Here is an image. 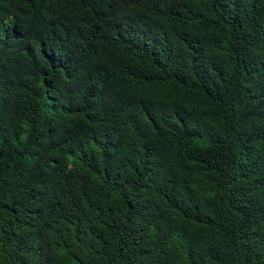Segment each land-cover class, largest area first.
<instances>
[{"label":"trees","instance_id":"trees-1","mask_svg":"<svg viewBox=\"0 0 264 264\" xmlns=\"http://www.w3.org/2000/svg\"><path fill=\"white\" fill-rule=\"evenodd\" d=\"M153 1L0 0L7 7L0 52L11 50L7 58L0 53V264H264V135L236 112L246 78L233 75L225 48L207 37V12L197 5L212 0H155L168 6L149 14ZM184 4L187 26L177 20ZM135 19L145 25L129 41L120 28ZM223 20L246 34L264 33V3L251 22L250 13L228 12ZM129 80L172 89L165 99L176 95L188 117L196 114L198 150L215 122L237 128L209 153L221 162L209 187L197 162L177 152L159 174L134 138L108 131L102 113L78 128L95 144L91 170L70 173L73 184L44 166L37 140L48 125L71 128L91 116L71 115L68 93L95 84L108 105ZM132 92L152 129L150 92L142 86ZM257 97L264 106V80ZM89 208L107 215V235L80 213ZM121 226L135 229L129 248L115 236Z\"/></svg>","mask_w":264,"mask_h":264},{"label":"clouds","instance_id":"clouds-1","mask_svg":"<svg viewBox=\"0 0 264 264\" xmlns=\"http://www.w3.org/2000/svg\"><path fill=\"white\" fill-rule=\"evenodd\" d=\"M156 3L155 0L152 2L147 13L165 10L168 6V1ZM263 3L264 0H212L210 4L199 2L197 7L206 10L207 15L204 22L209 25L207 37L213 45L225 48L232 63L233 75L246 78L245 81L239 83L237 115L242 121L254 124L264 135V106L260 104L257 97L258 83L264 80L261 62V58L264 57V33L252 31L246 34L234 30L223 20L228 12L234 13L239 18L247 17L250 13L251 22L254 9ZM187 9L188 5L185 4L176 8L179 14L178 22L182 20L186 26L190 20ZM6 11V5L0 3V16ZM128 22L134 25L123 26L120 32L129 41L137 40L139 38L137 28L145 24L136 25V19ZM178 22L172 24L176 40L182 33V27ZM10 51V48L5 45L0 53L7 58ZM82 67L87 70V59L83 61ZM136 86L147 88L153 98L155 124L152 129L146 128L145 110L133 99L132 88ZM171 90L159 82L148 84L144 81L129 80L113 91L114 96L108 105L102 100L101 91L95 84L80 88L79 95L76 91L69 92L72 104L71 115L86 112L91 116L84 120L72 121L71 128H67L64 122L48 125L37 140L44 166L48 169L53 166L58 179L73 184L75 182L69 176L70 173H86L91 170L97 161L95 144L78 128L85 126L94 116L102 113L108 131L115 135L134 138V146L142 154L144 162L157 170L159 174L165 170V163L167 164L169 156L177 152L197 162L203 170L204 184L209 187L215 178L212 176V170L215 167L221 168L218 158L210 157L209 153L218 145L225 144L229 134L235 133L237 128L235 126L227 128V122L217 125L215 122L206 146L198 150L192 131L196 114L188 117L179 105L176 95L165 99V94ZM185 126H187L186 132L183 131ZM170 176L174 177L171 170ZM174 180L176 181L175 177ZM80 213H87L88 220L96 222L100 236L107 235V215L104 212L95 213L89 208ZM26 216H28L27 213L23 214V218ZM133 231L135 229L130 226H121L117 229L115 236H118L123 245L129 248L131 246L130 233ZM135 239L139 240L137 233Z\"/></svg>","mask_w":264,"mask_h":264}]
</instances>
